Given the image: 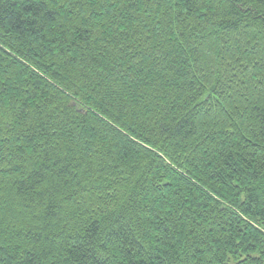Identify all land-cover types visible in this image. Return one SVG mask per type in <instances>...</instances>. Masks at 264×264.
I'll return each instance as SVG.
<instances>
[{
	"label": "trees",
	"instance_id": "1",
	"mask_svg": "<svg viewBox=\"0 0 264 264\" xmlns=\"http://www.w3.org/2000/svg\"><path fill=\"white\" fill-rule=\"evenodd\" d=\"M0 264H264V0H0Z\"/></svg>",
	"mask_w": 264,
	"mask_h": 264
},
{
	"label": "snow or ice",
	"instance_id": "2",
	"mask_svg": "<svg viewBox=\"0 0 264 264\" xmlns=\"http://www.w3.org/2000/svg\"><path fill=\"white\" fill-rule=\"evenodd\" d=\"M41 179L38 177L36 180V183H40ZM43 191V190H41ZM113 223L112 219L109 218V221L107 222L108 225H111ZM129 228L131 227L130 225L128 226ZM116 236V242H122V244H127L129 247L136 249V245L140 242L141 240V236H137L136 232H131V239L129 238V232L128 231H124L122 230L120 233H115L114 234ZM135 242V243H134ZM108 243H113L112 239L109 238V240L107 242H105L102 238L100 239V244L107 249V244ZM92 247H96L95 243L93 242L91 244ZM146 251V249H145ZM129 255H133V253H129ZM135 255H141V253L137 250L135 252ZM144 259L146 260L147 258L144 257Z\"/></svg>",
	"mask_w": 264,
	"mask_h": 264
}]
</instances>
